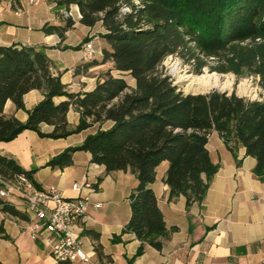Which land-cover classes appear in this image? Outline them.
Masks as SVG:
<instances>
[{
    "label": "trees",
    "instance_id": "1",
    "mask_svg": "<svg viewBox=\"0 0 264 264\" xmlns=\"http://www.w3.org/2000/svg\"><path fill=\"white\" fill-rule=\"evenodd\" d=\"M55 2L58 10L66 11L58 13L64 24L48 22L42 30L57 34L63 44L67 32L76 24L70 9L77 5L81 24L94 27L101 22L106 30L101 35L106 41L102 60H93L83 67L108 62L113 67L102 72L93 90L70 92L61 73L54 71L45 46L0 45V141H11L27 129L41 137L66 138L100 124L81 144L65 149L47 165L68 167L73 164L76 151H88L92 162L105 165L107 172L131 170L136 174L138 185L130 194L132 215L122 232H132L141 241L136 256L142 255L147 245L161 250L176 229H168L150 187L163 161L169 162L165 182L170 187V200L184 195L188 208L205 200L220 168L207 148L213 130L219 132L234 156L244 146L247 154L257 160L255 175L264 179V97L249 99L236 91L217 89L186 93L160 71L163 61L176 55L195 74L201 75L208 68L238 78L255 76L264 87V0ZM123 7H127L126 12H122ZM90 39L86 37L84 42ZM115 70L130 75L135 86L124 76L115 75ZM33 89L43 90L45 97L27 110L26 121L3 114L8 100L18 109H26L24 95ZM56 96L68 99L56 103ZM71 106L80 113L74 128L67 117ZM108 120L113 125L102 128ZM42 123L53 126L52 131H43ZM35 172L36 169L26 170L14 158L0 154V175L11 179L25 174L34 180ZM0 208L28 219L6 198L0 197ZM122 234L115 235L113 241H122ZM0 237H8L3 222ZM95 249L101 256V246Z\"/></svg>",
    "mask_w": 264,
    "mask_h": 264
},
{
    "label": "crops",
    "instance_id": "2",
    "mask_svg": "<svg viewBox=\"0 0 264 264\" xmlns=\"http://www.w3.org/2000/svg\"><path fill=\"white\" fill-rule=\"evenodd\" d=\"M59 12L66 11L58 10L55 0H43L37 6H31L28 0H0V45L45 46L54 62V71L61 73L70 92L91 91L102 72L113 67L112 62L83 67L93 60H102L106 45L97 33L103 34L106 30L101 22L94 27L81 24L79 8L73 5L70 14L76 24L67 32L62 44L57 34H46L42 30L48 22L64 24ZM86 37L91 38L97 49L92 59L84 58ZM76 46L81 47L74 49ZM44 97L43 90L33 89L24 95L26 109H18L8 100L3 114L26 121L27 110ZM67 99L56 96L54 101L60 103ZM67 117L70 127L74 128L80 113L71 106ZM112 125L113 121L108 120L102 128ZM41 127L45 132L53 129L47 123H42ZM99 127L100 124H95L59 139L41 137L36 131L27 129L11 141H0V154L14 158L26 170L36 169L33 178L41 187L56 186L64 196L75 197L79 195L72 189L75 182L89 180L94 183L96 190L92 199L101 202L102 207H90L92 220L82 233L85 247L93 257L92 264H264V179L255 175L257 160L247 154L244 146L239 147L236 157L219 132H211L207 148L220 168L211 180L203 203H194L190 208L184 195L170 200V187L165 182L169 162L159 165L156 180L150 187L156 194L168 229H176L161 250L147 245L145 252L136 256L141 241L132 232L122 234L132 215L130 194L138 185L136 174L131 170L107 172L105 165L92 162V154L88 151H76L74 162L68 167L47 165L51 158L81 144ZM8 200L12 202L10 197ZM12 203L24 211L28 219L12 216L0 208V223L3 222L8 234L6 238L0 237V261L4 264H61L49 246L32 239L31 216L25 210L24 201ZM121 234L122 241L114 242V236ZM96 246H101V256L93 250ZM73 264L91 263L77 261Z\"/></svg>",
    "mask_w": 264,
    "mask_h": 264
},
{
    "label": "built area",
    "instance_id": "3",
    "mask_svg": "<svg viewBox=\"0 0 264 264\" xmlns=\"http://www.w3.org/2000/svg\"><path fill=\"white\" fill-rule=\"evenodd\" d=\"M31 6L40 5L43 0H28ZM85 59H92L97 49L92 40L83 44ZM72 189L79 193L66 197L56 186L41 187L25 174L6 178L0 175V197L15 196L24 201L25 210L31 216V237L41 240L50 247L58 262L84 261L93 263L87 251L82 233L92 220L90 207H102L101 202H93L96 188L93 182H75ZM95 251V248H93Z\"/></svg>",
    "mask_w": 264,
    "mask_h": 264
},
{
    "label": "rangeland",
    "instance_id": "4",
    "mask_svg": "<svg viewBox=\"0 0 264 264\" xmlns=\"http://www.w3.org/2000/svg\"><path fill=\"white\" fill-rule=\"evenodd\" d=\"M135 2L137 4L140 3L139 0H135ZM126 11H127V7H123L122 12H126ZM97 34H100V38H102L101 36L102 33H97ZM104 42L106 45L105 40ZM110 66H112V64ZM160 71L169 75L172 78L174 84H176L180 90L186 93H192L193 91L187 88V83L179 82L180 77L189 76V75L193 77H197L201 75H207L210 73V74L218 75L221 80H228L231 82V86L226 89L212 88L211 90L217 89L220 91H228L229 93L236 91L238 95L247 97L249 99H262L264 97V87L260 84L259 77L250 76L246 78H238L235 74H232V73L223 74V73H218V72H211L208 68L204 70L203 74L198 75L192 72L190 65L186 64L180 57L176 55L167 57L161 64ZM114 74L124 76L131 86H135V80L130 75L125 74V73L124 74L119 73L117 71H115ZM203 92H206V91H203ZM10 200L12 202L20 203V198L15 197V196H11Z\"/></svg>",
    "mask_w": 264,
    "mask_h": 264
},
{
    "label": "bare ground",
    "instance_id": "5",
    "mask_svg": "<svg viewBox=\"0 0 264 264\" xmlns=\"http://www.w3.org/2000/svg\"><path fill=\"white\" fill-rule=\"evenodd\" d=\"M180 83H187V88L193 92L208 91L212 88L226 89L231 86L228 80H221L216 74H207L197 77L191 75L179 78ZM244 84V83H243Z\"/></svg>",
    "mask_w": 264,
    "mask_h": 264
},
{
    "label": "water",
    "instance_id": "6",
    "mask_svg": "<svg viewBox=\"0 0 264 264\" xmlns=\"http://www.w3.org/2000/svg\"><path fill=\"white\" fill-rule=\"evenodd\" d=\"M210 91H211V89L206 91V92H210ZM206 92H192V93H206Z\"/></svg>",
    "mask_w": 264,
    "mask_h": 264
}]
</instances>
